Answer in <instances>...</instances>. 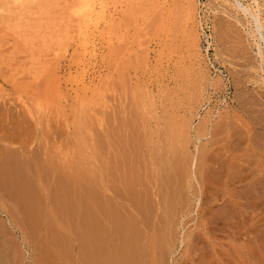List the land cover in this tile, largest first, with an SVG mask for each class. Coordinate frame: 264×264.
<instances>
[{
    "label": "rangeland",
    "instance_id": "1",
    "mask_svg": "<svg viewBox=\"0 0 264 264\" xmlns=\"http://www.w3.org/2000/svg\"><path fill=\"white\" fill-rule=\"evenodd\" d=\"M178 1L179 0H177V3H178ZM112 2H113L112 0H111V2H109V0H106V1L102 2L103 6H100L101 3H99L100 5H98L99 6L98 7L96 5V4H98V1H96L92 5L93 7L91 6L87 9V15H89V16L76 15V16L71 17L70 19H67V20L65 18L61 19V17H60V19L56 20L55 25H58V26L54 27V28H56V29H54V31H53V29H50V28L44 29V27L38 28V27L34 26L35 31L38 29V31H36L37 34L35 31H31V30L27 31L28 32V34H27L26 30L28 28H30V25H32L33 21L36 20V17L33 16V17H31L32 22H29L28 25L25 22L24 28L26 30L21 29L18 31V28H17V29H15L17 34L15 33V31H12V32L9 31L8 32L9 34H7L5 32H0V63L2 62L1 66H0V73H1L0 76H2V73L4 74V76L0 77V97L2 98V100H0L1 105H3V103L6 102V100H8L7 101L8 103L6 102L7 104H10V105L13 104L11 108H13L15 106L13 108L14 110L12 109L13 112L10 110V115L15 116L16 113L21 114L19 111H22V109H24V107L22 105L23 103L21 104L23 108L20 107L19 106L20 103L18 101H20V102L28 101V102L32 103V101H30L31 100L30 97L33 98V96L35 97V95H36V94H31L30 93L31 89L29 90L30 87H33V86L29 85L33 80L32 79L33 73L31 74V71L34 72L35 70L36 71L38 70V71H41L44 73L46 70L51 68L54 78L57 79V87H56L57 91L56 92L54 91L53 94H52V92H48L49 95H47L48 93L45 94L46 96L49 97V98L48 97H46V98H48L51 102L45 98V95H44V97L38 96L39 97L38 99L40 102L39 107L42 109L40 114H42L43 110H44L45 111L44 114H47V112H48V115L52 114V116L53 115L55 116L56 112L59 110V109L57 110V108H60V111H62V112H64L63 111L64 109L65 110L67 109L66 112H64V113L67 115H69V113H70V115H72L70 105H69V102H70L69 100H70V97H73V95L76 96L74 90L78 89L83 84L85 85L86 83H87L86 85L94 86L93 83L98 82V79H100V77L102 78L103 76L107 75V70H108V68H110L109 63L111 64L112 62H114L113 57H115L114 55L109 54L110 46L118 43V39H116L117 34L118 35L119 34H128V33L137 34V32H138V34H145V37L147 38V41H148L145 47L150 46L148 48L149 53L147 54V59H146L145 64H143L139 68H136L135 71H137V74L136 75L132 74V76L137 77L141 83L146 84L149 87V89H151V96L155 99L156 102L158 101L161 104L160 105L157 103V109H155L156 108L155 107L154 110L152 111V114H156V115L154 117L151 116V122L152 123L155 122L156 120H154V119L157 118V120H159L157 122H159V123L157 124V122H156V124L159 127L161 125L162 128H164V121L166 122V119L169 116H171V115H169V113L170 114L173 113V116H171V118L172 117L174 118L173 121H175V122L177 120L180 121V118H182L181 122L184 120V122H185L184 127L186 128L185 133L187 134L186 135L184 133L186 135L185 136L186 138L184 137L183 141L181 140V138L178 139L182 143H180L177 140L178 141L177 145L180 147V149L179 150L177 149L174 152H172V153H175L173 157L171 156L172 154L170 155L169 152H166V154L168 153L173 158L172 160L175 161V158H176V163H178V161H179V165L181 167L180 173L181 172H183V173H181V176H179L180 173H178V174L176 173L177 175L173 174V176H177L175 178L173 177L174 178L173 181H175V183L173 182V184L175 187L174 189L178 194L176 192H174V190L172 188L170 189L169 195L172 196L171 200H173V198H174L173 205H172L173 206L172 211L174 213L172 215H174V216L171 217V221L169 223V229H170L169 233L170 234L168 236V240H166V241H168V243L166 244L167 246L165 247V250L163 251L166 254L162 259L166 260L167 262L163 261L162 263L163 264H195L196 263L195 261L200 260L199 261L200 264H207V263L210 264L209 259L210 260L214 259V255L216 257L218 254L216 252L210 251L207 248L206 244H209V242L215 243L216 248H218V250H219V244H220V246H221L220 248H222L221 250L226 249V252L229 255L232 252V254H231L232 256H233L234 251L231 248L232 245H229L228 243L233 244L234 246L235 245L239 246L240 244L241 245L252 244V245H249L250 247L246 245L247 247L253 249L252 250L253 253L255 252V254L252 253V256H250V258H252L254 255L255 258L259 259L264 254V252H263L264 251V186H262V184H264V176H263L264 175L263 174L264 173V169H263V167H264V145H263V143H264V126H263L264 125V114L263 113L264 112L263 113H261L262 111L260 112V110L264 111V67H263L264 66V36L260 37V34L264 35V29H262V28H264V22H263L264 21V16H263L264 15L263 14L264 13V0H215V1L214 0H212V1L211 0H197L196 3L198 4V10H196V4H195V6H194L195 9L193 8L192 12L189 11V13H187L188 20H185L186 19L185 11H184L185 18L183 17L184 15L182 14V12H180L183 7H180L181 9L179 8L180 9V11H179L180 15H183V16L181 17L182 19L181 18L179 19L180 15L177 16L178 15V13H177V15H176L177 19H178L177 21L180 20V22H175V24H177V25H175L174 28L172 25H170V27H169L168 24H171L170 21H172V23H174L173 21H176V20H172L173 18L176 17L175 16L176 13H174V14L171 13V15H169L168 17H164L163 24H162V22L156 23V21H155V26H153L152 25L153 24L152 22L154 21L153 20L154 19L153 13L155 12L152 8L153 6H150L151 11L153 10V13L149 14L150 11L147 12V11H145L147 9L143 8L141 10V12L143 11L145 14H143V12H142V15H141L140 14V8H142V6L143 7L146 6V5L144 6L143 4L142 5H138V4L134 5L133 9L134 8L136 9V6H137L138 11L134 15V18L132 20V24H129V26L128 25L127 26H120V24L119 25L116 24L117 25V27H116L115 22L119 21V19L121 18V14L123 13L124 9H126L127 7H132L131 6L132 4L127 3V5H126V2L123 4V2H121V1L115 2L117 4H114V2L113 3ZM160 2H161V0H160ZM162 2H164V0H162ZM164 3L166 6L169 4V2H166V1ZM170 5L173 6V3L172 4L170 3ZM179 5H182V4L180 3ZM184 6L186 7L185 4H184ZM100 7H102V8L100 9ZM97 8L100 9L99 12H97L98 11ZM121 9H122V13L119 12V11H121ZM148 9H149V5H148ZM158 9H159V7H158ZM114 10L116 12H114ZM258 10H259V12H258ZM90 11L92 13H90ZM111 12H112V14H111ZM96 13H97V15H96ZM146 13H147V15H146ZM228 13H231V14H228ZM152 14H153V16H151ZM255 14L259 15L258 16L259 20L255 19V17H256ZM144 15H146V16H144ZM172 15H173V17H172ZM140 16L142 17L143 21L141 20ZM23 17H24V15L21 18H23ZM109 17H111V19H109ZM136 17H137V19L134 20ZM152 17H153V19H152L153 21L151 20ZM115 19H116V21L114 22L113 20H115ZM169 19H170V21H169ZM68 20H70V22ZM257 20L260 21V23H262L261 27H259ZM20 21H22L24 23V19H20ZM20 21H19L18 25L20 24ZM42 21H44V19ZM146 21L149 23H146ZM64 22H65V24H64ZM67 22L69 24H67ZM134 23L136 25L139 23L138 27L140 29L138 27L135 28L136 26ZM140 23L142 25H140ZM183 23H185V24H183ZM165 24H166V26H165ZM181 24H183V25H181ZM10 25H11V23L9 24V26ZM25 25H26V27H25ZM47 25H49V24H47ZM59 25H60V28H59ZM64 25H65V27L67 26V28H65V30H63V32H62V28ZM151 25L153 26L152 28H151ZM20 26H22V25L20 24ZM119 26H120V28H119ZM69 27H70V29H69ZM123 27H125V28H123ZM158 27L161 29H159ZM178 27H181V28H178ZM190 27H191L192 31L194 30V28H195V30L192 32ZM40 28L44 29L46 31L47 30H52V31H50L51 33H48L49 31L46 33V31H45V34H44V32H43L44 30H40L41 33H39ZM171 28L174 29V30H172V32L170 30ZM32 29H34V28H32ZM132 29H133V31H132ZM137 29H139V30H137ZM21 31H25V32H21ZM55 31L58 34H55L56 33ZM18 32H20V33L18 34ZM42 32H43V34H42ZM23 33H25V34H23ZM153 33H155V34H153ZM179 33L183 36L181 37V35ZM188 33H191L190 35H192V34H200L201 35L200 49H202L201 50L202 54L205 53L206 57L208 59H210L214 64L216 63L215 69H217V71L219 73L218 75L220 77H223L222 79H224L225 82L227 83L226 85H223L221 87L222 89L221 88L219 89L220 91L214 89V86L210 84L211 83L210 81L207 82L205 78L200 79L199 78L200 76H198V74L196 72L197 70L195 71V68L194 69L192 68L193 71L190 72V74L192 73V76H197L199 78V80H201L200 82H198V85H197V80H195V83H196L195 85L197 86V88H195L196 86L192 85V89H191L190 83L187 84L190 87L186 85L188 90H187L186 86L185 87L181 86V87H184L181 89L178 88L181 85L180 82H177V81H181L179 79L180 78V74H179L180 69L183 68L185 71H190L189 69L191 68V66L194 67L193 65H191L192 63H196V62L199 64L201 63L200 62L201 60H200L199 54H198L199 48L197 46L191 45L192 43H188L190 38H192V36H190V35H189L190 37L189 36L186 37L188 35ZM170 34L173 37L172 40H171L172 37ZM174 36H177V37L175 38ZM178 36L181 37L182 42H180L181 40L179 39L180 37H178ZM217 36L219 38H221L222 40L219 39ZM242 36H244V37H242ZM241 37L244 40H242ZM204 38H205V40H204ZM217 38L219 41L217 40ZM157 39H158V41H157ZM162 40H164V41H162ZM170 40H171V42H170ZM178 40H180V41H178ZM186 40H188V41H186ZM234 41H235V43H234ZM109 42H110V45L108 44ZM174 42H176V44ZM177 42H179V45H180L179 47H177L178 46ZM230 42H231V44H230ZM196 43H197V41H196ZM258 43H259V45H258ZM171 44H173V45H171ZM185 44H187L188 46H186ZM108 45H109V47H108ZM213 45L215 46V48ZM10 46H11V48H10ZM152 46H153V48H152ZM171 46H173V47H171ZM175 46H176V48H175ZM7 47H9V48L5 49ZM237 47H239V49L242 48V50L241 49L239 50ZM187 48H189V49H187ZM203 48H205L206 50ZM258 48H259V50H258ZM105 49H106V51H105ZM177 49H179V50H177ZM186 50H187V52H185ZM246 50H248V51H246ZM191 51H193V52H191ZM225 51H226L227 55L225 54ZM240 51H242V52H240ZM260 51H261V53L258 54ZM33 52H35V54L31 55V53H33ZM106 52H108V53H106ZM194 52H195V54H194ZM105 53H106V56H105ZM241 53H243V54H241ZM24 54H27V55H24ZM107 54H108V56H107ZM228 54L229 55L231 54V55L229 56ZM36 55H37V57H35L36 59L34 61L33 56H36ZM180 57H181V59H180ZM214 57H215V59H214ZM4 58L7 61H5ZM38 58L41 59V61ZM111 58L113 59V61L112 60L110 61ZM157 58L160 60H158ZM188 58L192 61H190ZM2 59L4 60V63H3ZM25 59H26V62L24 64L23 61H25ZM168 59H169V61H168ZM176 59H179V60H176ZM119 60L120 59H118V61ZM155 60H157V61H155ZM174 60H176V61H174ZM258 60L260 62H258ZM27 61H28V63H27ZM155 62H156V64H155ZM158 62L159 63L163 62V63L161 65H159ZM177 62H178V64H177ZM15 63H16V65H14L15 68L19 66L16 69L12 67L13 66L12 64H15ZM19 63H21L22 65ZM34 63H37L38 65L34 64ZM98 63H99V65H98ZM180 63H181V65H180ZM241 63L246 68H244ZM189 64H190V68H189V66H187ZM20 65H21V67L22 66L23 67L20 68ZM2 66H5V67H2ZM11 67H12V69H11ZM34 67H36L37 69ZM45 67H46V69H45ZM196 67L198 68V65ZM258 67L261 68L260 71H259L260 68H258ZM30 68H31V71L28 70ZM40 68H42V69H40ZM176 68H177V70H176ZM187 68H188V70H187ZM1 69H3V70H1ZM7 69L9 70V72ZM17 69H20L21 71H19ZM44 69H45V71H44ZM230 70H232L233 72ZM239 70H240V72L241 71L242 72L240 73ZM12 71H14V72L16 71L15 74L12 75V73H14ZM113 71H112V74L114 75ZM174 71H177L178 73H176ZM154 72H155V74H154ZM230 72H231V76H229ZM16 73L19 75H17ZM27 73L29 75L30 74L31 75L29 76ZM161 74L163 76H160ZM172 74H173V76H172ZM95 76H97V77H95ZM144 76H145V78H144ZM170 76H172V77H170ZM175 76H178V77L175 78ZM3 77L7 78V80L4 79ZM14 77L18 78V79H15ZM41 77L42 76L40 75L39 78H41ZM148 77H149V80H148ZM29 78H31V79H29ZM89 78H90V80H89ZM8 79H9V81H8ZM20 79H22L23 81H21ZM92 79H94V82L91 81ZM231 79L234 82L231 81ZM11 80H13V81H11ZM19 80H20V82H19ZM36 80H33V82H35ZM146 80L150 83H148ZM28 82H29L28 85L25 84ZM231 82H233V83H231ZM176 84H178V86ZM211 86H212V88H211ZM27 88H28V91L26 90ZM18 89H19V91H18ZM192 90H193V92H192ZM196 90L200 91V93L198 91V94H200L199 97L196 95L197 94L196 92H195L196 94L194 93V91H196ZM243 90H244V92H243ZM191 92L194 94H192ZM204 92H205V95L207 94L208 96H210L209 99H207V97H205L203 99ZM3 93H4V95H3ZM9 93H11V94L14 93V94L12 96ZM201 93L203 94L202 97H201ZM256 93H257V95L259 94L258 95L259 97L256 95ZM51 94L53 95V97ZM166 94H167L168 98H167ZM186 94H187V96H186ZM191 94L193 96H191ZM9 95H11V96H9ZM14 95H18V97H21V99L20 98L18 99V97L14 96ZM23 95L25 97H23ZM31 95H33V96H31ZM54 95H56V97H57L56 99H54ZM178 95H181L182 98H181V96L178 97ZM234 95H235V97H234ZM15 97L17 98L18 101L16 100ZM172 97H174V98H172ZM190 97H192V98H190ZM10 98H11V100H10ZM22 98H23V100H22ZM28 98H30V99H28ZM185 98H187V99H185ZM236 98H238L237 101H236ZM254 98H256V99H254ZM258 98H259V101H257ZM24 99H26V100H24ZM158 99L159 100L163 99L164 101L163 100L159 101ZM230 99H231L232 103L229 101ZM243 99L246 102L240 101ZM55 100H56V102H55ZM188 100H190V101L193 100V101L190 102ZM196 100H197V102H196ZM250 100H251V102H250ZM255 100L257 102H255ZM13 101H17V102L13 103ZM67 101H69V102H67ZM170 101H171V104H170ZM184 101H185V103H184ZM199 101H200V103H199ZM28 102H26V103H28ZM43 102L46 105H43ZM162 102L165 103L166 107L163 105ZM193 102H195V104ZM15 103L16 104L18 103V104L14 105ZM250 103L251 104L253 103V104L251 105ZM51 104H53L54 106L52 107ZM59 104H60V106H58ZM1 105H0V107H1ZM55 105H56V107H55ZM67 105L69 106V108H67ZM191 105L193 107L194 106L195 107L192 108ZM44 106L47 107L48 109H46ZM167 106H168V108H167ZM225 106H228L227 109ZM162 107H164V108L162 109ZM170 107H171V109H170ZM20 108H22V109L20 110ZM44 108L48 111H46ZM50 108L51 109L53 108L52 110H54V111L56 109V112H54V111L52 112V110ZM174 108H176L177 110ZM188 108H190V109H188ZM254 108H255V111H254ZM165 109H167V112L165 114H161L162 112L166 111ZM208 109L211 112L210 114L214 113L213 114L214 116H213V118H210L209 121H207V122L205 121V123H204V121L202 119L203 117H201V116H203L205 113H207ZM35 110H36V107L34 108L33 112ZM184 110H187V111H184ZM189 110H190V112L191 111L192 112L190 113ZM225 110H227V111L229 110V111L227 112V114H225L223 116V113H225V112L222 113V111H225ZM232 111H234V112H232ZM36 112L37 111H35V116L37 114H39ZM216 113L218 115H216ZM247 113H248V115H247ZM256 113H258V117H257ZM0 114H2V112ZM22 114H24V112H22ZM219 114L221 115L220 117L223 116L222 119L226 118V120L228 119L227 116H229L228 121L231 122L230 125H229L228 121H226V120L223 121L222 119H220ZM233 114H235V115H233ZM236 115H238V117ZM251 115L253 117H251ZM2 116H3V114L0 115V117H1L0 120L7 123V124L4 123L5 126H3V123H0L2 126L1 128L3 129V127H4V129H5L4 132L6 130H7V133L13 132L15 137H16L18 132L21 133V135L18 133L17 138L14 139L13 142L11 141L12 137H10V138L8 137V139L5 141H2V142L0 141V147H2V148H0V150L3 148L5 149V147H6V149H5L6 152L4 151V149L0 151V176L4 175V173H1L2 170L3 171L7 170L3 166H5V167L8 166V168H9V165H7V162H6V165H2V164H5L3 159H5V160L10 159L11 163L14 162V160L18 161V159H16V158H18L19 156L22 157L25 155L24 150L26 151V155L24 157H27V154L29 156H32L36 151L37 155H35V156H37V158H38V156H41V158H38L37 160H40V159L42 160V158L44 159V156L46 157L47 154H49L48 149L44 150L45 145L42 144V143H44V139H43V142H41L42 140L39 139L40 134L36 133L37 130H35V128L33 129V126L31 125V124H33L32 120L34 119V117L31 118L32 120H30V118L29 119L27 118L28 121H27V119H24L25 122H23L24 120H22L23 123H21L22 125H24V123H27V125H29V123H30L31 127L25 126V128H23L24 126H21V127L18 126L19 128L14 127L13 129H11L9 131L8 129H10V128L6 129V127L9 126V124L11 123L12 120L9 121L8 117H2ZM161 116H164L165 120L163 119V117L161 118ZM174 116H176V117H174ZM182 116L185 118H183ZM230 116L232 118L231 119L232 121H230ZM248 116L251 117L253 119V121ZM255 116L261 120H258ZM19 117H21V116H19ZM25 117H27V116H25ZM234 117H235V119H233ZM62 118H63V116H62ZM239 118L240 119L244 118V120H240ZM9 119H11V118H9ZM216 119H219V120H216ZM152 120H154V121H152ZM221 120H222V122H221ZM186 121L188 122V125H187ZM201 121H203V122H201ZM212 121L215 123V125ZM243 121L246 123L248 122L249 125H251L253 127L251 129L247 130ZM49 122L52 124H50ZM53 122H55V121H53V119H51V120L49 119L47 122L48 125H51L50 126L51 128H49V130H51V131H48V133H47L48 136L46 135V138H48L49 140L51 138L52 141H53V139H56L57 141L60 140L61 138L63 139L65 137V133H63L65 129L63 128V125L61 126V123H59L60 125H58V123L55 122V127H54ZM227 122H228V124H227ZM200 123H204L203 129H205L208 126L205 129V131L202 129L203 130L202 133H201V129H194V127H197L198 125H200ZM221 123H223L224 125ZM225 123H226V125H225ZM262 123H263V125H262ZM18 124L21 125L20 123H18ZM216 124H218L220 127ZM234 124H237V125L235 126ZM242 124H244V125H242ZM260 124H261V126H260ZM6 125H8V126H6ZM204 125H206L205 128H204ZM221 125H223L225 127H221ZM57 126H61L63 129H61V127L56 128ZM158 126H156V127H158ZM212 126H213V128H211ZM238 126L240 128H243V129L245 128L244 131H246V132H244L243 129L238 128ZM201 127H202V125H201ZM201 127H198V128H201ZM216 127H219V128L217 129ZM1 128H0V130L2 131ZM187 128H189V129H187ZM214 128H215V131H214ZM222 128H225V129H222ZM253 128L254 129L256 128V129L253 130ZM14 129H17L18 131L14 130ZM25 129H27V130H25ZM29 129L35 130L34 131L35 133L34 132L32 133L33 130H31V132H27ZM226 129H227V132H226ZM229 129L231 131H229ZM12 130H14V131H12ZM22 130H23V132H21ZM57 130L60 131V136H59V132ZM196 130H198V131L200 130L201 135L200 134L198 135L196 133ZM258 130H260V131H258ZM1 131H0V135H1ZM15 131H16V133H15ZM235 131L239 132V133H236ZM241 131H243V132H241ZM49 132H53V133H50V135H49ZM160 132H161V134H160ZM160 132H159V137L161 135V139H164V136L166 133L163 130H161ZM54 133H56V134L54 135ZM217 133L219 134V136L220 135H222V136L218 137ZM243 133H244V135H243ZM22 134H24V135H22ZM33 134H34V136L30 137V135H33ZM51 134H52L53 138L51 137ZM61 134H62V136H61ZM238 134H239V136H238ZM250 134H252V135H250ZM56 135L58 137H55ZM155 135L158 136L157 131H155ZM245 135L246 136L247 135L252 136V139H253V137L255 139H253V142H252V139L250 140L251 137L248 136L246 138V137H244ZM28 137H29V139L30 138L31 139L29 140ZM221 137L223 138V140ZM236 137H238V138L241 137V138L238 139ZM165 138L167 139L168 137L165 136ZM218 138L220 141L218 140ZM225 138H227L228 140ZM17 139H20V140H17ZM48 139H47V141H48ZM62 139L60 141H62ZM243 139L245 140L244 141L245 143L243 142ZM38 140H40V141H38ZM56 140H54L53 142L49 141L47 143V145H50V146L53 145V151H52L51 147L48 146V147H50V149L52 151L51 153H53L52 156H54V152H56V151H58V154L56 152V155L61 157V154H62L63 158H64L63 153H65V155L69 157V155H70L69 153L75 152V150H76L75 147L71 148L70 145H68L71 148V151H70V148L68 149V146L66 148H62L64 145H58L60 143V141L57 142ZM65 140H66V138L64 139V141ZM10 141H11V143H9ZM26 141H28V142H26ZM222 141H223V143H222ZM224 141L226 142V144ZM228 141H230V142H228ZM211 142H212V144H211ZM1 143H3V144H1ZM26 143L28 145H24ZM40 143L42 145H40ZM217 143H219V144H217ZM6 144L8 145V147ZM38 144H39V146H37ZM248 144H249V146H247ZM54 145H55V147H54ZM184 145H185V147H184ZM40 146L43 147L42 148L43 150L40 149ZM56 146L58 147V149L56 151H54ZM178 146H177V148H178ZM13 147H15V148H13ZM16 147H18V148H16ZM20 147H21V150H19ZM12 148L15 151H13ZM251 148H252V150H251ZM22 149H23V154H21ZM38 149H39L40 154L37 151ZM63 149H65L64 151H66V152H62ZM32 150H33V152H32ZM59 150L62 152L61 154H59ZM72 150H73V152H72ZM16 151H17V154H16ZM41 151H43V152L46 151V155H45V153L43 154ZM49 152H50V150H49ZM176 152H178V153H176ZM252 152H253V155H252ZM8 153L11 154L12 158L9 156ZM51 153H50V155H51ZM260 153L263 155H261ZM15 155L16 156L18 155V157H16ZM56 155H55L56 160L60 159ZM239 155H241V156H239ZM175 156H177V157H175ZM6 157H7V159H6ZM13 157H16V158L13 159ZM237 157H239V159ZM63 158L58 160V161H60V162L64 161L65 158L64 159ZM233 158H234V161H233ZM246 158L249 159L250 161H248ZM242 159H243V162H242ZM41 160H40V163L43 162ZM236 160H237V162H236ZM252 161H254V162H252ZM180 162H182V163H180ZM236 163H239L241 167L236 166L237 165ZM12 164H14V163H12ZM252 164H253V167L251 166ZM243 166L246 168H244ZM249 166H251V167H249ZM1 167H2V169H1ZM256 167H257V169H256ZM184 168H187V169H184ZM240 168L242 169V171ZM250 168H251V170H250ZM258 168H260V169L262 168L263 173H262V169L260 170ZM181 170H183V171H181ZM240 171H241V173H240ZM4 172H6V171H4ZM258 172L260 173V175L262 174V176H259ZM242 173H244V175ZM257 173L259 176L258 179H257L258 176L255 177L257 175ZM239 175H241V176H239ZM249 175L252 178H249L250 177ZM3 177H0V251L3 253V250H4V253L2 254L0 252V257L2 258V256H4L5 259L3 257L2 258L3 263H1V261H0V263L1 264H6V263H8V264H51V262L54 260V256L52 254H49L45 249H43L39 242L41 239L40 236L45 235L46 233H48V231H49V234H50V231H51L52 235L54 233V232H52L53 229L52 230L50 229L51 226L48 223V219H47L46 215H47V211H48L50 205L51 206L53 204L55 205L58 202V198L55 197L54 194L51 193V191L48 189L43 190V192L40 195H38L36 193H35L36 194L35 195L34 192H32L29 189L30 187H28V186H27L28 189L26 187L27 190L24 189L25 186L23 187L24 191H22V189L19 190V188L18 189L16 188L17 184L14 185V182H10L12 180H7L6 179L7 177H5V179H3ZM52 177H53V175H50L49 178L52 179ZM177 178H180V179H177ZM260 178H262L261 181L259 180ZM176 181H178L179 183ZM257 181L260 185L258 183H256ZM178 184H179V186H178ZM256 186L257 187L261 186V187H259L260 189H256ZM178 189H179V192H178ZM29 190H30V192H32L31 194H29ZM251 190H253V191H251ZM259 191H261V192H259ZM19 192H21V193H19ZM26 192L28 193L27 195H25ZM153 196H151V202L153 201L152 199L156 195L154 197ZM158 197H159V195H157V198ZM157 198L155 197L154 201H156ZM63 199L66 200V198H63ZM65 202H67V201H65ZM175 203H176V205H175ZM152 209H154L155 212H154V210L152 212ZM151 212L153 213V215H151V220H152L151 221V223H152L151 227H152V225L155 224L154 222L158 223L157 220H158V218H160L159 217L160 215L158 213L159 210H157L156 205H155V207L151 208ZM154 219H155V221H154ZM172 229H173V231H171ZM244 229L245 230L248 229V230L246 232H244L245 231ZM171 237H173V238H171ZM170 238H171V240H170ZM76 240L77 239L75 238V239L69 240V242L67 241V246H68L67 249L68 250H66L64 248L66 251L65 256H67V252L69 250H70L69 252H71V254H72V255H70V253L68 252L67 259L69 258L70 260H74L75 256L77 255V253L79 251L78 249H79L80 245H79L78 240L77 241ZM206 241H207V243L205 244ZM217 242H218V244H217ZM236 242H239V243L237 244ZM245 242H248V243H245ZM221 243H223L225 245L223 246V244H221ZM253 243L255 244V247H256V244H259L261 246V247L258 246L259 248L256 247L257 249L263 250L262 251L263 254L261 256H260L261 250L255 251L256 248L251 247V246H254ZM68 244L70 245V247ZM226 245L227 246L229 245L227 248H231V251L229 249L227 250V248L225 247ZM204 246H206V247H204ZM166 248H168V249H166ZM207 250L209 252H207ZM229 251H230V253H229ZM221 252L223 254L222 255L223 257H225L224 253L226 254V258L228 257L227 256L228 254L226 252H224V251H221ZM257 252H258V254H257ZM209 253H211V255ZM162 255H163V253H162ZM69 256L70 257L72 256V258H70ZM262 257H264V255ZM1 258H0V260H1ZM5 260L7 261L6 263H4ZM202 261H204V263H201ZM199 262H197V264H199Z\"/></svg>",
    "mask_w": 264,
    "mask_h": 264
},
{
    "label": "bare ground",
    "instance_id": "2",
    "mask_svg": "<svg viewBox=\"0 0 264 264\" xmlns=\"http://www.w3.org/2000/svg\"><path fill=\"white\" fill-rule=\"evenodd\" d=\"M96 1H98V4H96L97 6L100 5L99 3H101L100 6H103L102 2H104L106 0H0V32H5V33L9 34L8 33L9 31H11V32L15 31V33H16L15 29H17V28H18V31L21 30V29L22 30H26L24 28V24L26 22V24L28 25L29 22H32L31 21L32 20L31 17H33V16L36 17V20L33 21L32 25H30V28H28L26 30V32L30 31V30L31 31H35V27H38V28L39 27H41V28L44 27V29L50 28V29H53V31H54V29H56L54 27L58 26V25H55L56 20L60 19V17H61V19L65 18L67 20V19H70L71 17L76 16V15L89 16V15H87V9L89 7H91L93 5V3H95ZM112 1L114 2V4H117L115 2H120V1L123 2V4L126 2V5H127V3L132 4L131 5L132 7H127L126 9H124L123 13H122V9H121V11H119L122 14H121V18L119 19L118 22H115L116 19L113 20L115 22V25L116 24H118V25L120 24V26H127V25L129 26V24H132V20L134 18V15L138 11L137 10V6H136V9L135 8L133 9V7H134V5H137V4L138 5H142L143 4L144 6L146 5L145 7L142 6V8H140V14L141 15H142V12H143V11L141 12V10L143 8L144 9L146 8L147 10H145V11H147V12L150 11L149 14L153 13V10L155 11L153 13L154 14V19H153V17L151 18V20L152 19L154 20V21L152 20L153 21L152 22L153 26H155V21H156V23L162 22V24H163L164 17H168L169 15H171V13L172 14L176 13L175 16L178 13L177 16H179L180 12H182V14L184 15V11H185V15H186V19L185 20H188L187 13H189V11L192 12L195 4H196V10H198V4L196 3L197 0H179L178 3H177V0H164V2L165 1L169 2V4L167 6L165 5L164 2H162V0H161V2H160V0H112ZM109 2H111V0H109ZM170 3L171 4L173 3V6H171ZM180 3L182 5H179ZM184 4L186 5V7L184 6ZM148 5H149V9L150 10L148 9ZM150 6H153L152 7L153 8L152 11H151V7ZM158 7H159V9H158ZM180 7H183V8L181 9ZM101 8L102 7H100V9ZM179 8L181 9V11H180ZM100 9H98L97 12H99ZM115 10H114V12H116ZM258 12H259V10H258ZM90 13H92V12L90 11ZM111 14H112V12H111ZM143 14H145V13L143 12ZM153 14L151 16H153ZM228 14H231V13H228ZM23 15H24V17L21 18ZM96 15H97V13H96ZM146 15H147V13H146ZM146 15H144V16H146ZM183 15H180L179 19ZM185 15L183 16L184 18H185ZM177 16L175 17L176 19L175 18L172 19V20H176V21H173L174 23H172V21H170V19L173 17V15L169 19V21L171 22V24H168L169 27H170V25H172L173 28H174V26L177 25V24H175V22H180V20L177 21L178 20ZM258 16L259 15H256L255 19H258ZM111 17H109V19H111ZM20 19H24V23L22 21H20ZM43 19H44V21H42ZM136 19H137V17L134 20H136ZM141 20L143 21L142 17H141ZM258 20H257V22L259 24V27H261L262 23H260V21H258ZM19 21H20V24L23 27L20 26V24L18 25ZM68 21L70 22V20H68ZM10 23H11V25L9 26ZM141 23H140V25H142ZM146 23H149V22L146 21ZM47 24H49V25H47ZM64 24H65V22H64ZM67 24H69V23L67 22ZM138 24L137 25L135 24V26H136L135 28L138 27ZM183 24H185V23H183ZM183 24H181V25H183ZM152 25H151V28L153 27ZM120 26H119V28H120ZM165 26H166V24H165ZM25 27H26V25H25ZM116 27H117V25H116ZM32 28H34V29H32ZM41 28L39 29V33H41L40 30H44V29H41ZM59 28H60V25H59ZM63 28H62V32H63V30H65V28H67V26L65 27V25H64ZM123 28H125V27H123ZM178 28H181V27H178ZM69 29H70V27H69ZM139 29H137V30H139ZM159 29H161V28H159ZM190 29H191V27H190ZM262 29H264V28H262ZM170 30L172 32V30H174V29L171 28ZM194 30H195V28H194ZM36 31H38V29ZM45 31L46 30L43 31L44 34H45ZM50 31H52V30H47L46 33L47 32L51 33ZM132 31H133V29H132ZM191 31H192V29H191ZM21 32H25V31H21ZM43 32H42V34H43ZM19 33L20 32H18V34ZM23 34H25V33H23ZM27 34H28V32H27ZM36 34H37V32H36ZM55 34H58V33L56 32ZM153 34H155V33H153ZM190 34L191 33H188V35L186 37H188ZM117 36H116V39H118V43L115 42L116 43L115 45H111L110 46L109 54L114 55L115 57H113L114 58V62L111 63L112 65L109 63L110 68H108V70H107V75L103 76L102 78L100 77V79H98V82L93 83L94 86L86 85L87 84L86 83L85 85L83 84L82 86H80L78 89H75L74 91H75L76 96L73 95L74 98L70 97V100H69L70 102L67 101V102H69L72 115H70V113H69V115L65 114L64 112H66L67 109L66 110L64 109L63 110L64 112H62V111H60V108H57V110L59 109L57 112H56L55 108H54L55 111L52 110L53 108L52 109L50 108L52 110V112L53 111L56 112L55 116L54 115L52 116V114L51 115L49 114L50 115L49 116L48 112H47V114H44V112H45L44 110H43V113L40 114L42 109L39 107L40 106V102H39L38 98L40 96L44 97V95L46 93H48V92H52V94H53L54 91L55 92L57 91V88H56L57 87V79L54 78L51 68L45 71L47 66L44 69V71H45L44 73L41 72V71H38V70L36 71L35 69H34L35 71L33 70L34 72H32L31 68L28 69V70L31 71V74L33 73L32 74L33 77L31 76L32 79L33 80L37 79V80L35 82H33V80H32V82L30 84H29V82L25 83V84H27V85L29 84V85L33 86V87H30V88L28 87V88H29V90L31 89L30 90L31 94H36L37 96L35 95V97H34L33 95H31V96H33V98L30 97L31 98L30 101H32V103L28 102V101L20 102L15 97L16 100L20 103L19 106L22 107V105H23V107H24V109H22L23 107L20 108V110L22 109V111H19L21 114H17L16 113L15 116L14 115H10V110L12 111V109L15 106L13 108H11L13 104L12 103H11L12 105L7 104L8 100H6L7 103L6 102H4V103L2 102L3 105H1V103H0V105L2 107V108L0 107L1 108L0 109V113L2 112V114H3L2 117H8L9 121L12 120L11 123L9 122L10 124L8 123L9 126L6 125V126H8V127H6V129L10 128V129H8L10 131L14 127L19 128L18 126H20V127L24 126L23 128H25V126L28 127V126H30V123H29V125H27V123H24V125H22L21 123L25 122L24 119H27V118L29 119L30 118V120H32L31 118L34 117V119L32 120L33 124H31V125L33 126V129L35 128V130H37L36 133L40 134L39 135L40 136L39 139L42 140L41 142H43V139H44V143H42V144L45 145V146L43 145L44 146V150L48 149V153L49 154H47L46 157L44 156V159L43 158H42V160L40 159L41 161H43L41 163H40V160H37L38 158H41V156H38V158H37V156H35V155H37L36 151H35V153L32 156H29L27 154V157H24L26 155V151L25 150H24V152H25L24 156H22V157L19 156L18 157V155L17 156L15 155L18 158L13 157V159L16 158V159H18V161L14 160V162H12L14 164H12L10 162V159L8 160L7 157H6L7 160L2 158L3 161L5 162V164H2V165H6V162H7V165H9V168H8V166H6V167L3 166L7 170H4L6 172H4L2 170L1 173H4L5 176L1 175L0 177L4 176L3 179H5V177H7L6 178L7 180H12L10 182H14V185L17 184L16 188L17 189L19 188V190L22 189V191H24L23 190L24 186H25L24 187L25 190H27L28 187H30L29 189L32 192H34V194L36 193V194L40 195L43 192V190L48 189V190L51 191V193L54 194L55 197L58 198V202L55 205L54 204L52 206L50 205V207H49V209L47 211V215H46L47 219H48V223L51 226L50 229L51 230L53 229L52 232H54V233L52 235L51 231H50V234H49V231H48V233H46L45 235L40 236L41 239H40V242H39L43 249H45L49 254H52L54 256V260L51 262V264H163L162 262L166 261V260L162 259L165 256V254H166L163 251L165 250V247L167 246L166 244L168 243V241H166V240H168V236L170 234L169 233L170 232L169 231L170 230L169 229V223L171 221V217L174 216V215H172V214H174L173 211H172V208H173L172 205H173L174 198H173V200H171L172 196L169 195L170 194L169 192H170L171 188L174 190V192H176L175 189H174L175 188L174 184H173V182L175 183V181H173V180L177 176H173V174L177 175L178 173H180V169H181V167L179 165V161H178V163H176V158H175V161L172 160L173 159L172 157L175 154V153H172V152H174L177 149L178 150L180 149V147L177 145L178 141H179L178 139L181 138V140L183 141L184 137L187 135L185 133L186 132L185 131L186 128L184 127L185 122H184V120L181 122L182 118H180V121H178V120L176 122L173 121L174 118L173 117H172L173 119L171 118V116H173V113H171V114L169 113V115H171V116L168 117L169 119L168 118L166 119V122L164 121V128H162L161 125H160V127L157 125L159 123V122H157V121H159V120H157V118H155V119L153 118L156 121L153 122V123L151 122V116L154 117L156 115V114H152V111L154 110L155 107H156L155 109H157V103L160 104V102H158V101L156 102L155 99L151 96V89H149V87L146 84L141 83L140 80L137 77L132 76V74L133 75L137 74V71H135L136 68L141 67L146 62L147 54L149 53L148 48L150 47V46L149 47H145L147 42H148L147 38L145 37V34H138V32H137V34H130V33H128V34H119V35L117 34ZM182 36L183 35H181V37ZM190 36H192V38H190V40L188 39L190 42L188 40H186V41H188V43H192L191 45L197 46L199 48L198 54H199V58L201 60L200 61L201 63L200 64L197 63V62L196 63H192L191 65H193L194 67L191 66V68H190V64L187 65V66H189V68H190L189 70L190 71H185L183 68L180 69V73H179L180 74V78L179 79L181 81H177V82H180L181 85L178 88L179 89L184 88L188 83H190L191 84V89H192V85L196 86L195 85L196 84L195 80H197V85H198V82L201 81V80H199V78L200 79H202V78L204 79L205 78L207 82L208 81L211 82L210 84L214 86V89L220 91L219 89L223 85H226L227 83L225 82L224 79H222L223 77H220L218 75L219 73H218L217 69H215L216 63L214 64L210 59H208L206 57L205 53L202 54V52H201L202 49H200L201 35L200 34H192ZM263 36L264 35L260 34V37H263ZM171 37H172V35H171ZM174 37L176 38L177 36H174ZM178 37H180V36H178ZM181 37L179 38L181 41L178 40L180 42H182ZM242 37H244V36H242ZM242 37H241V39L244 40ZM218 38H217V40H218ZM172 39H173V37L171 38V40ZM219 39H221V38H219ZM171 40H170V42H171ZM204 40H205V38H204ZM157 41H158V39H157ZM162 41H164V40H162ZM196 41H197V43H196ZM174 43L176 44V42H174ZM177 43H178L177 47H179L180 46L179 42H177ZM234 43H235V41H234ZM108 44L110 45V42ZM230 44H231V42H230ZM109 45H108V47H109ZM171 45H173V44H171ZM185 45L188 46L187 44H185ZM258 45H259V43H258ZM171 47H173V46H171ZM8 48L9 47H7L5 49H8ZM10 48H11V46H10ZM152 48H153V46H152ZM175 48H176V46H175ZM189 48H187V49H189ZM214 48H215V46H214ZM237 48L239 49V47H237ZM203 49H205V48H203ZM240 49L242 50V48H240ZM177 50H179V49H177ZM258 50H259V48H258ZM105 51H106V49H105ZM246 51H248V50H246ZM185 52H187V50ZM191 52H193V51H191ZM240 52H242V51H240ZM106 53H108V52H106ZM106 53H105V56H106ZM260 53H261V51L258 54H260ZM32 54H35V52L31 53V55ZM194 54H195V52H194ZM225 54H226V51H225ZM241 54H243V53H241ZM24 55H27V54H24ZM107 56H108V54H107ZM33 57H34L33 60L35 61V59H36L35 57H37V55L33 56ZM118 59H120V60L118 61ZM169 59H168V61H169ZM180 59H181V57H180ZM214 59H215V57H214ZM4 60L7 61L5 58H4ZM4 60H3V63H4ZM39 60L41 61V59H39ZM111 60L113 61L112 58L110 59V61ZM158 60H160V59H158ZM176 60H179V59H176ZM176 60H174V61H176ZM155 61H157V60H155ZM190 61H192V60H190ZM25 62H26V59H25V61H23V63L25 64ZM258 62H260V61L258 60ZM1 63H0V66H1ZM27 63H28V61H27ZM99 63H98V65H99ZM162 63L160 62L159 65H161ZM19 64H21V63H19ZM34 64H37V63H34ZM155 64H156V62H155ZM177 64H178V62H177ZM12 65H13L12 67L15 68L14 65H16V63L12 64ZM21 65H20V68L23 67V66L21 67ZM180 65H181V63H180ZM197 65H198V68L196 67ZM242 66H243V64H242ZM2 67H5V66H2ZM12 67H11V69H12ZM18 67H16V68H18ZM34 68H36V67H34ZM192 68L193 69L195 68V71L197 70L196 72H197L198 76H200L199 78L197 76H192V73L190 74V72L193 71ZM244 68H246V67H244ZM258 68H260V67H258ZM40 69H42V68H40ZM1 70H3V69H1ZM17 70L21 71L20 69H17ZM176 70H177V68H176ZM187 70H188V68H187ZM260 70H261V68L259 69V71ZM112 71H113L114 75L112 74ZM230 71H232V70H230ZM8 72H9V70H8ZM12 72H14V71H12ZM15 72L12 73V75L15 74ZM174 72L178 73L177 71H174ZM239 72H240V70H239ZM154 74H155V72H154ZM17 75H19V74H17ZM40 75L42 76L41 78H39ZM2 76H4L3 73H2ZM2 76H0V77H2ZM160 76H163V75L161 74ZM172 76H173V74H172ZM172 76H170V77H172ZM178 76H175V78L178 77ZM229 76H231V72H230ZM95 77H97V76H95ZM144 78H145V76H144ZM4 79L7 80V78H4ZM15 79H18V78H15ZM29 79H31V78H29ZM20 80L23 81L22 79H20ZM20 80H19V82H20ZM89 80H90V78H89ZM148 80H149V77H148ZM8 81H9V79H8ZM11 81H13V80H11ZM91 81L94 82V79H92ZM231 81H233V80L231 79ZM233 82H231V83H233ZM148 83H150V82H148ZM176 85L178 86V84H176ZM181 86H184V87H181ZM187 86H189V85H187ZM187 86H186V88H187ZM28 88L26 89L27 91H28ZM195 88H197V86ZM211 88H212V86H211ZM187 90H188V88H187ZM18 91H19V89H18ZM198 91L196 90V91H194V93L196 92L197 94L196 93L195 94L199 97L200 94H198ZM192 92H193V90H192ZM243 92H244V90H243ZM4 93H3V95H4ZM194 93H192V94H194ZM199 93H200V91H199ZM9 94H11V93H9ZM13 94H11V95L13 96ZM192 94H191V96H193ZM11 95H9V96H11ZM47 95H49V93ZM202 95L203 94L201 93V97H202ZM206 95H205V92H204L203 99L205 97H207V99L210 98V96H208V95L206 96ZM256 95H257V93H256ZM14 96L18 97V95H14ZM166 96H167V94H166ZM179 96H181V95H178V97ZM186 96H187V94H186ZM23 97H25V96L23 95ZM46 97H48V96L45 95V98ZM52 97H53V95H52ZM234 97H235V95H234ZM11 98H10V100H11ZM19 98L21 99V97H18V99ZM30 98H28V99H30ZM48 98H46V99H48ZM56 98H57L56 95H54V99H56ZM167 98H168V96H167ZM172 98H174V97H172ZM181 98H182V96H181ZM187 98H185V99H187ZM190 98H192V97H190ZM237 99L238 98H236V101H237ZM254 99H256V98H254ZM0 100H2L1 97H0ZM22 100H23V98H22ZM24 100H26V99H24ZM162 100L160 99L159 101H162ZM197 100H196V102H197ZM17 101H13V103L17 102ZM188 101H190V100H188ZM191 101H193V100H191ZM229 101L231 102V99ZM240 101H245V100L243 99V100H240ZM257 101H259V98L257 99ZM257 101L255 100V102H257ZM26 102H28V103H26ZM55 102H56V100H55ZM250 102H251V100H250ZM184 103H185V101H184ZM193 103L195 104V102H193ZM199 103H200V101H199ZM17 104L15 103L14 105H17ZM170 104H171V101H170ZM43 105H46V104L43 102ZM163 105L165 106V103H163ZM51 106L53 107L54 105L51 104ZM58 106H60V104ZM168 106H167V108H168ZM35 107H36L35 111H37L36 113H39L36 116H35V111L33 112ZM55 107H56V105H55ZM194 107L192 106V108H194ZM225 107L227 109L228 106H225ZM45 108L48 109L47 107H45ZM67 108H69L68 105H67ZM163 108L164 107H162V109ZM190 108H188V109H190ZM170 109H171V107H170ZM174 109H176V108H174ZM165 110L166 111L162 112L161 114H165L167 112V109H165ZM46 111H48V110H46ZM184 111H187V110H184ZM228 111L227 110L222 111V113L225 112V113H223V116L225 114H227ZM254 111H255V108H254ZM22 112H24V114H22ZM189 112H190V110H189ZM232 112H234V111H232ZM260 112L263 113L264 111L260 110ZM210 113L211 112L208 109V112L205 113L203 116H201V117H203L202 119H203L204 123H205V121L206 122L209 121L210 118H213V116H214L213 114L214 113L213 114H210ZM2 114H0V115H2ZM220 114H219V118L222 119L223 116L220 117L221 116ZM256 114H257V117H258V113H256ZM216 115H218V114L216 113ZM233 115H235V114H233ZM247 115H248V113H247ZM19 116H21V117H19ZM25 116H27V117H25ZM62 116H63V118H62ZM236 116L238 117V115H236ZM162 117L165 120V117L161 116V118ZM174 117H176V116H174ZM227 117L229 119V116H227ZM251 117H253V116L251 115ZM251 117H249V118H251ZM9 118H11V119H9ZM183 118H185V117H183ZM28 119H27V121H28ZM49 119L50 120L53 119V121L57 122L58 125H60L59 123H61V126L63 125V128L65 129L64 132H63V133H65V137L63 139L61 138L62 141H60L61 139L58 140V141H60V143L58 145H64L63 147L61 146L62 148H66L68 145H70L71 148L75 147V149H76L75 152H73L74 149L72 150V152L74 154L73 153H69L70 154L69 157L66 156L65 153H63L65 159L63 158V156L61 154L62 152H66V151H64L65 149H63L62 152L59 150V154H61V157L64 159V161H62V162L58 161V160H60L62 158L59 157L58 155H56V152L58 154V151H56L58 149V147L56 146V148L54 150L56 152H54V156H52L53 153H51V152L53 151V145L52 146L47 145V143L49 141H52L51 138H50V140L48 138H46V135L48 136V134H47L48 131H51V130H49V128H51L50 127L51 125L47 124ZM228 119L226 120V118H225V119H222V120L223 121L224 120L228 121ZM231 119L232 118L230 116V121H232ZM233 119H235V117ZM22 120H24V121L22 122ZM154 120H152V121H154ZM216 120H219V119H216ZM222 120H221V122H222ZM240 120H244V118L240 119ZM258 120H261V119H258ZM203 121H201V122H203ZM252 121H253V119H252ZM55 122H53L54 123V127H55ZM156 122H157V124H156ZM228 122H227V124H228ZM0 123H3V126H5L4 123H6V122H3V121L0 120ZM18 123H20L21 125H19ZM204 123H200V125H198L197 127H194V129H201V133H202V131L203 130L205 131V129L208 127V126L206 127V125H204V128L205 127L206 128L203 129V124ZM230 123L231 122H229V125H230ZM50 124H52V123H50ZM221 124H223V123H221ZM244 124H245V127H246L247 130H249V129H251L253 127V126L249 125L248 122L247 123L244 122ZM244 124H242V125H244ZM187 125H188V122H187ZM201 125H202V127H201ZM214 125H215V123H214ZM216 125H218V124H216ZM223 125H221V127H225ZM225 125H226V123H225ZM234 125L236 126L237 124H234ZM262 125H263V123H262ZM61 126H57L56 128H59ZM156 126H158V127H156ZM213 126L211 128H213ZM260 126H261V124H260ZM1 127L2 126L0 124V128ZM198 127H201V128H198ZM219 127H216V128L218 129ZM63 128L61 127V129H63ZM189 128H187V129H189ZM238 128H240V127L238 126ZM27 129H25V130H27ZM33 129H29L30 131L28 130L27 132H31V130H33ZM222 129H225V128H222ZM230 129H229V131L232 130V129L231 130ZM240 129H243V128H240ZM255 129L253 128V130H255ZM4 130H5L4 127L2 129L3 132L0 130L1 131V135H0V141L1 142L7 140L8 137L9 138L12 137L11 141L13 142V140L17 138V135L19 133L18 132L16 137H15L13 132H10V133L8 132L7 133V130L5 132H4ZM14 130L18 131L17 129H14ZM14 130H12V131H14ZM35 130H33L32 133ZM159 130L160 131L163 130L166 133L165 136L168 137V138L166 139L165 136H164L165 140L161 139V135L159 137V132H160ZM244 130H245V128L243 129V131ZM16 131H15V133H16ZM155 131H157L158 136L155 135ZM197 131L198 130H196V133L199 135L200 134V130L198 131L199 133ZM214 131H215V128H214ZM243 131H241V132H243ZM258 131H260V130H258ZM21 132H23V130ZM58 132H59V136H60V131H58ZM226 132H227V129H226ZM244 132H246V131H244ZM50 133H53V132H49V135H50ZM236 133H239V132H236ZM19 134L21 135V133H19ZM55 134L56 133H54V135ZM160 134H161V132H160ZM22 135H24V134H22ZM243 135H244V133H243ZM250 135H252V134H250ZM31 136L33 137L34 134L30 135V137ZM61 136H62V134H61ZM220 136H222V135H220ZM220 136L218 134V137H220ZM238 136H239V134H238ZM248 136L249 135H247V136L245 135L244 137L247 138ZM51 137H52V134H51ZM55 137H58V136L56 135ZM249 137H251L250 138V140H251L252 136H249ZM65 138H66V140L64 141ZM236 138H238V137H236ZM240 138H238V139H240ZM28 139H29V137H28ZM47 139H48V141H47ZM225 139H227V138H225ZM253 139H255V138L253 137ZM253 139H252V142H253ZM17 140H20V139H17ZM54 140H56V139H53V141ZM218 140H219V138H218ZM222 140H223V138H222ZM11 141L9 143H11ZM38 141H40V140H38ZM244 141L245 140L243 139V142ZM26 142H28V141H26ZM212 142H211V144H212ZM228 142H230V141H228ZM180 143H182V142H180ZM222 143H223V141H222ZM1 144H3V143H1ZM42 144L40 143V145H42ZM217 144H219V143H217ZM225 144H226V142H225ZM24 145H28V144L26 143ZM55 145H54V147H55ZM263 145H264V143H263ZM37 146H39V144ZM48 146L51 147L52 151H51L50 147H48ZM177 146H178V148H177ZM247 146H249V144ZM7 147H8V145H7ZM70 147L68 146V149ZM184 147H185V145H184ZM0 148H2V147H0ZM13 148H15V147H13ZM16 148H18V147H16ZM42 148L43 147L40 146V149H42ZM71 148H70V151H71ZM3 149H1V150H3ZM5 149H6V147H5ZM5 149H4V151L6 152ZM19 150H21V147H20ZM49 150H50V152H49ZM251 150H252V148H251ZM13 151H15V150L13 149ZM37 151L39 153V149ZM46 151H44V152L41 151V152L43 154L45 153V155H46ZM32 152H33V150H32ZM166 152H169L170 155L172 154L171 155L172 157L168 153H167L168 154L167 155ZM50 153H51V155H50ZM176 153H178V152H176ZM16 154H17V151H16ZM21 154H23V149H22ZM55 155L57 157H59L60 159L56 160ZM241 155H239V156H241ZM252 155H253V152H252ZM261 155H263V154H261ZM9 156L11 157V154H9ZM175 157H177V156H175ZM237 158L239 159V157H237ZM243 159H242V162H243ZM247 160L250 161L249 159H247ZM233 161H234V158H233ZM182 162H180V163H182ZM236 162H237V160H236ZM252 162H254V161H252ZM236 164H237L236 166L241 167L239 163H236ZM251 166L253 167V164ZM251 166H249V167H251ZM244 168H246V167H244ZM1 169H2V167H1ZM184 169H187V168H184ZM256 169H257V167H256ZM258 169H260V168H258ZM263 169H264V167H263ZM263 169H262V173H263ZM250 170H251V168H250ZM181 171H183V170H181ZM241 171H242V169H241ZM241 171H240V173H241ZM181 173H183V172H181ZM181 173H180L179 176H181ZM258 173H257V175L255 177L258 176ZM242 174L244 175V173H242ZM50 175H53L52 179L49 178ZM239 176H241V175H239ZM259 176H262V174L260 175V173H259ZM259 176L257 177V179L259 178ZM249 178H252V177L250 176ZM177 179H180V178H177ZM259 180L261 181L262 178H260ZM176 182H178V181H176ZM256 183H258V181ZM178 186H179V184H178ZM262 186H264V184H262ZM26 187H27V189H26ZM259 187H261V186H259ZM259 187L256 186V189H260ZM30 190H29V194L32 193V192H30ZM253 190H251V191H253ZM21 192H19V193H21ZM27 192H26L25 195L28 194ZM178 192H179V189H178ZM259 192H261V191H259ZM153 195L154 196L156 195L155 196L156 198H157V195H159V197L156 199V201H154L155 197ZM151 196L154 197V198L152 197L153 198L152 200L154 202L153 201L151 202ZM63 198H66V200L63 199ZM65 201H67V202H65ZM155 205L157 206V210H159L158 213L160 215L159 216L160 218H158V220H157L158 223L154 222L156 225L153 224L152 227H151V224H152L151 223V221H152L151 220V215H153L152 212L154 210V209H152V212H151V208L155 207ZM175 205H176V203H175ZM154 212H155V210H154ZM154 221H155V219H154ZM173 229L171 231H173ZM247 230H245L244 232H246ZM75 238L78 240L79 245H80L79 249H78L79 251L77 250L78 251V253L76 252L77 255L76 256L74 255L75 256L74 260H70L69 258L67 259L68 252L70 250L67 252V256H65L66 255L65 254V252H66L65 249L68 250L67 249V247H68L67 246V241L69 242V240H72V239H75ZM171 238H173V237H171ZM171 238H170V240H171ZM206 243H207V241L205 242V244ZM236 243L238 244L239 242H236ZM245 243H248V242H245ZM217 244H218V242H217ZM221 244H223V243H221ZM228 244L232 245L231 248L234 251L233 252V256L231 255L232 252L229 255L226 252V249L225 250H221L222 248H220L221 247L220 244H219V250H218V248H216V244L215 243H210L209 242V244H206L207 248L210 251L216 252L218 254L216 257L213 254L214 255V259H211L212 261L208 258L209 261H210L209 262L210 264H264V257H262L264 255L262 253L263 250L256 248L258 246L261 247L259 244H256V247H255V244L253 243L254 246H251V247H255L256 248V249L254 248L255 251L256 250L257 251L261 250L260 256L262 254L263 255L259 259L255 258L254 255H253L254 258L252 257L253 259L250 258V256H252V253H253L252 250L253 249L249 248L250 247L249 245H252V244H249V245L246 244L249 247H247L244 244L243 245L240 244L239 246L238 245L234 246L233 244H230V243H228ZM224 245L225 244H223V246ZM228 246L226 245L225 247L227 248ZM69 247H70V245H69ZM204 247H206V246H204ZM231 248H227V250L229 249L231 251ZM166 249H168V248H166ZM221 251L226 252L228 254L227 255L228 257L226 258V254L224 252L223 253H224L225 257H223L222 256L223 254H222ZM230 251H229V253H230ZM207 252H209V251L207 250ZM3 253H4V250H3ZM69 253H70V255H72L71 252H69ZM162 253H163V255H162ZM209 254L211 255V253H209ZM253 254H255V252ZM257 254H258V252H257ZM3 257L4 256H2V258ZM2 258L0 260L1 263H3L2 262L3 261ZM70 258H72V256ZM4 259H5V257H4ZM199 261L200 260L195 261L196 263L194 261L193 262L195 264H197V262H199ZM6 262L7 261L5 260L4 263H6ZM201 263H204V261H202ZM6 264H8V263H6ZM199 264H200V262H199Z\"/></svg>",
    "mask_w": 264,
    "mask_h": 264
}]
</instances>
